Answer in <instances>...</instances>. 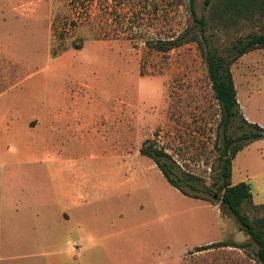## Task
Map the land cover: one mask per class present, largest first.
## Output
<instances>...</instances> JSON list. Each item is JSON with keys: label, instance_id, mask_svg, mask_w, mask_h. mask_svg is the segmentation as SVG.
<instances>
[{"label": "rangeland", "instance_id": "obj_1", "mask_svg": "<svg viewBox=\"0 0 264 264\" xmlns=\"http://www.w3.org/2000/svg\"><path fill=\"white\" fill-rule=\"evenodd\" d=\"M196 12L208 17L203 0H196ZM189 24L185 0H0V206H46L47 214L62 217L48 249L55 264H258L257 246L217 199L221 115L199 44L167 52L147 44ZM263 32L264 18L255 13L232 22L208 19L206 35L223 53L236 39ZM78 37L82 46L71 48ZM230 70L241 114L264 128V48L239 57ZM47 104L58 112L83 110L71 119L85 126L69 121L73 128L54 133L48 149L9 138L10 127L25 132L42 119L36 111ZM239 123L229 135L239 134ZM143 145L167 153L180 188L200 196L169 184L140 153ZM43 157L47 164L35 162ZM51 159L54 166L62 161L64 172L46 195L51 181L38 172ZM79 172L97 187V212L86 221L77 213L63 219ZM230 180L249 184L252 204L242 212L264 215V137L236 153ZM218 241L240 247L196 251Z\"/></svg>", "mask_w": 264, "mask_h": 264}, {"label": "trees", "instance_id": "obj_2", "mask_svg": "<svg viewBox=\"0 0 264 264\" xmlns=\"http://www.w3.org/2000/svg\"><path fill=\"white\" fill-rule=\"evenodd\" d=\"M190 24L178 35L156 41H148L147 44L156 51L167 52L188 42L199 44L202 57L207 66V75L211 84L214 97L220 109L219 139L217 146V168L214 185L220 195L217 197L222 211H227L237 222L240 230L245 232L257 246L255 258L258 264H264V215L250 219L241 208L244 204H252L249 184L238 182L231 184L232 160L236 153L250 142L264 137V128L257 123L249 122L240 112L236 99V89L232 79L230 66L241 56L257 48H264V32L251 33L232 42L223 53L211 45L210 38L206 35L209 20H217L219 23L235 21L240 16H252L257 13L264 18V0H203V7L207 9L208 17L198 16L196 12V0H185ZM74 24V23H73ZM63 29L60 36L65 34ZM75 40V39H74ZM83 38L78 37L71 41V48H80ZM65 50V48H64ZM63 48L61 51H64ZM59 53V52H58ZM54 55L57 53H53ZM53 56V55H52ZM239 118L240 123L235 125L239 134L231 136L228 129ZM140 153L153 160L166 181L181 190L185 195L199 197L197 194H189L180 188L179 183L172 176V165L167 161L170 157L163 150L152 145H143ZM207 190V189H206ZM207 192H210L208 189ZM204 199L205 197L202 196ZM264 207V206H262ZM214 247H240L239 244L218 241L201 247L196 251L207 250Z\"/></svg>", "mask_w": 264, "mask_h": 264}, {"label": "crops", "instance_id": "obj_3", "mask_svg": "<svg viewBox=\"0 0 264 264\" xmlns=\"http://www.w3.org/2000/svg\"><path fill=\"white\" fill-rule=\"evenodd\" d=\"M47 104L44 110H37L36 115H40L43 118L37 120V123L33 127L27 128L25 132H17L14 128L10 127L9 138L12 137L18 143L24 139L26 141L25 147H41L48 149L52 147L54 141V133L64 135L68 133L73 126L68 124L69 121H77L71 117H79L82 114L86 115L83 110L80 113L79 110L73 112L65 109L54 111L52 107H48ZM22 113V112H21ZM23 116L27 114L22 113ZM81 121V123H79ZM84 119L77 121V127L85 126ZM250 122V121H249ZM36 131L41 134H33ZM115 142V141H114ZM113 142V143H114ZM113 156H110L111 159ZM35 162L37 164H47V158H37ZM62 161L57 163V166L53 165L51 159V166L45 165L44 169L41 168L38 172V176L41 179H49L51 182V189L46 186L43 190L46 195L53 192L52 182L55 178H62L64 167ZM73 163V162H70ZM117 164V158H115V165ZM113 173L118 172V166H115ZM112 175V173H109ZM77 177L79 183L74 190L67 192L70 194L68 199L71 206L70 215L62 212L63 219H68L73 213H77L79 218L88 220L94 217L97 212V206L92 204L93 200L99 197L96 188L93 187L92 177L85 172H79L73 174ZM233 184V183H231ZM45 195V196H46ZM68 196V195H67ZM47 214L46 206L37 205H2L0 206V264H55L53 258V252L48 250L52 247L54 240L53 237V223L56 220H60L54 211H49ZM71 244L76 252L79 248L76 243ZM76 246H75V245Z\"/></svg>", "mask_w": 264, "mask_h": 264}, {"label": "built area", "instance_id": "obj_4", "mask_svg": "<svg viewBox=\"0 0 264 264\" xmlns=\"http://www.w3.org/2000/svg\"><path fill=\"white\" fill-rule=\"evenodd\" d=\"M75 245V244H74ZM76 246V245H75Z\"/></svg>", "mask_w": 264, "mask_h": 264}]
</instances>
